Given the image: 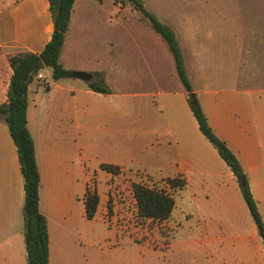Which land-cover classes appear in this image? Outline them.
<instances>
[{"label":"crops","instance_id":"obj_1","mask_svg":"<svg viewBox=\"0 0 264 264\" xmlns=\"http://www.w3.org/2000/svg\"><path fill=\"white\" fill-rule=\"evenodd\" d=\"M112 3L116 10L109 15V5L103 0H74L59 54V61L64 68L89 72L92 74L91 81L95 79L94 72L101 73L110 92L93 91L88 88V81L85 80L74 85L70 81L80 78L52 79L54 88L71 91L73 87L70 86H77L81 92L98 97L96 106L86 104L78 112L73 111V94L68 99L48 101L47 94L52 86L38 85L35 79L27 89L26 126L33 141L40 177L38 205L47 220L49 264H94L98 253L94 249L96 235L102 232L109 235L115 230L105 222L102 228L96 229L92 219L85 217L83 200L73 194V143L81 148L87 145L84 140L92 136L93 142L100 140L102 151L107 152L109 133L111 130L119 133L118 128L109 125L118 124V118L125 113L114 104L117 96H156L162 105V111L165 105L170 114L168 136L175 141L173 152L181 160V164L172 170L165 169L163 164H157L154 170L144 171V174L153 180L165 181L166 178L179 177L185 181L183 175L188 166L183 163H187L194 172H208L217 177L221 171L227 178L238 181L216 149L200 132L195 118L193 125L189 116L191 109L187 94L163 39L143 17L121 15L123 5L115 1ZM137 11L132 9V13ZM105 15L108 16L106 20ZM52 32L53 20L48 0H0V104L7 101L12 74L8 57L20 51L39 53L50 40ZM179 48L181 51L180 45ZM181 55L187 73L184 52L181 51ZM242 65V69L229 65V77L219 82L206 75V89L200 91L201 98L197 102L214 133L235 154L264 222V96L255 94L263 89L233 87L255 84L253 65L248 61ZM42 69L46 79L47 70L51 77L49 67ZM197 69L198 79L201 80V70L199 67ZM187 76L192 86L191 79L188 74ZM60 82H66L67 87L61 86ZM121 87H125V90ZM126 87H137L138 90L129 93L130 90ZM192 92L195 93L193 87ZM244 93L247 94L248 101L241 98ZM78 117L87 119L91 126L83 129L82 133L78 131L76 138H73V119ZM160 146L161 143H157L150 153L153 162L159 161L162 155L171 153V150ZM111 162L118 165L121 172L123 169H130L126 162ZM214 165L218 170H214ZM101 170L109 178L115 175ZM87 184L86 181L81 198ZM95 188L99 195L96 216L101 211L100 204L106 200L108 183L102 200L97 182ZM177 189L180 188H171V192ZM220 190L224 204L231 206L227 198L231 186L226 182ZM23 200V177L16 147L7 123L0 119V264H27L22 232ZM78 203H81L82 210ZM168 220L169 217L163 222L167 224ZM116 227L120 233H130L128 226L119 224ZM136 235L145 239L144 244L138 247L151 260L156 259L157 253L149 243L151 238L147 235L145 237L142 232ZM183 245L193 247L192 250L198 256L205 251L197 241H185ZM165 246L170 250V243L166 242ZM235 246L240 254L233 259L226 262L212 259L205 264H264V243L257 227L251 226L248 234L241 236L240 243ZM140 259L143 257L139 261ZM122 264L129 263L122 261Z\"/></svg>","mask_w":264,"mask_h":264},{"label":"rangeland","instance_id":"obj_2","mask_svg":"<svg viewBox=\"0 0 264 264\" xmlns=\"http://www.w3.org/2000/svg\"><path fill=\"white\" fill-rule=\"evenodd\" d=\"M103 1L109 5V15L116 10L112 3L115 1L123 5L121 15L143 17L140 11L132 13L135 7L130 0ZM139 1L149 13L174 32L185 55L187 74L191 79L196 99L199 100L200 91L206 89V75L209 79L219 82L229 77V65L242 69V64L247 61L255 69V84L233 87L263 89L255 94L264 96V0ZM107 17L105 15V20ZM198 67L202 73L201 80L197 76ZM41 71L43 72V69ZM47 71V85L52 86V90L47 94L48 101L68 99L73 94V111H81L86 104L97 105V96L81 92L77 86H70L73 91L54 88L49 70ZM70 81H73V85L83 83L82 79ZM177 81L179 84L178 78ZM60 85L67 87L66 82H60ZM121 88L125 90V87ZM126 88L130 90L129 93L138 90L137 87ZM246 95L241 94L244 101H248ZM114 104L125 113L118 118V124L109 125L118 128L119 133H115L116 130L109 133V147L106 153L102 151L100 140L93 142L92 136L84 140L87 145L81 148L73 143V194L81 200L85 182H88L87 186L91 189L96 187L97 182L102 200L108 183L106 200L100 204L103 214L99 210L92 222L96 229L102 228L105 222L111 224L115 230L109 235L103 232L96 235L94 249L98 253L94 264H122V261L129 264H205L212 259L216 262H226L239 255L240 250L235 244H239L241 236L248 234L250 227L256 225L243 199L239 182L227 178L221 171L219 176L215 177L208 172H194L191 165L183 163L188 166L183 175L186 182L183 187L171 192L174 207L167 224L165 221L141 217L135 212L130 192L131 183L163 188L167 186L166 181L153 180L144 174V171L154 170L157 164H163L165 169L172 170L181 164V160L173 152L175 141L168 136L170 114L165 105L162 111V105L156 96H117L114 98ZM176 108L179 109V106ZM189 116L194 125L195 120L190 111ZM90 126L85 118L73 119V138H76L78 131L82 133L83 129ZM157 143H161L160 148L171 150V153L164 154L159 161L153 162L150 153ZM111 161L126 162L130 169H123L109 178L107 173L99 168V164L112 163ZM213 168L218 170L215 165ZM226 182L231 186L227 195L231 206L224 204L220 190ZM109 195L110 214L106 208ZM78 204L82 210L81 203ZM119 224L128 226L130 233L118 232L116 226ZM139 231L145 233V237L147 235L151 238L149 243L151 249L157 253L156 259L151 260L146 252L139 248L145 242V239L136 235L141 233ZM97 240L100 241L97 243ZM185 241H197L206 252L203 251L201 256H198L197 252L192 250L193 247L183 245ZM166 242L171 244L170 250L165 246ZM140 257L143 259L139 261Z\"/></svg>","mask_w":264,"mask_h":264},{"label":"trees","instance_id":"obj_3","mask_svg":"<svg viewBox=\"0 0 264 264\" xmlns=\"http://www.w3.org/2000/svg\"><path fill=\"white\" fill-rule=\"evenodd\" d=\"M49 11L53 20V32L50 40L39 53L28 51L16 52L8 57L12 69L10 82L7 90V101L0 104V119L8 126L9 134L15 144L20 171L23 177L24 200L22 206V232L25 243L27 264H49V236L47 231L46 217L39 210V186L40 177L35 159L34 145L26 123L27 89L29 79L34 70L39 71L44 67L51 69V77L58 80L71 77V70L62 66L59 54L68 27L69 18L74 0H48ZM135 9L142 13L149 26L163 39L170 51L178 77L187 94V102L191 112L197 121L200 132L216 149L219 156L230 168L233 174L241 175L244 185L241 187L243 199L249 213L257 227L259 235L264 236V222L257 209L255 199L252 196L243 170L225 141L220 139L212 130L207 117L197 102H191L188 94L192 92L178 41L169 26L158 20L149 13L141 1L130 0ZM95 79L88 81L89 89L109 93L101 73L94 72ZM34 80V75L32 81ZM31 81V82H32ZM30 82V83H31ZM38 85H40L37 82ZM99 167L111 174L120 173V167L116 164L101 163ZM170 188H181L185 181L179 177L166 178ZM132 192L135 200L137 214L141 217L163 221L167 219L174 207L173 197L163 188L149 187L140 183H132ZM84 214L87 219H93L99 204V195L95 188L86 185L83 193ZM107 213H111V198L106 201Z\"/></svg>","mask_w":264,"mask_h":264},{"label":"water","instance_id":"obj_4","mask_svg":"<svg viewBox=\"0 0 264 264\" xmlns=\"http://www.w3.org/2000/svg\"><path fill=\"white\" fill-rule=\"evenodd\" d=\"M37 71L36 70H34L33 72H32V75H31V77H30V79H29V83L32 81V78H33V75L36 73ZM71 77H73V78H80V79H82V80H85V81H91L92 80V74L91 73H89V72H86V71H82V70H72L71 71ZM48 88V87H47ZM188 98H189V100L191 101V102H195V100H196V98H195V93L194 92H190L189 94H188ZM236 178L238 179V181L240 182V185H244V179H243V177L241 176V175H236ZM261 237V239H262V241H263V243H264V236L263 235H261L260 236Z\"/></svg>","mask_w":264,"mask_h":264},{"label":"built area","instance_id":"obj_5","mask_svg":"<svg viewBox=\"0 0 264 264\" xmlns=\"http://www.w3.org/2000/svg\"><path fill=\"white\" fill-rule=\"evenodd\" d=\"M34 79L35 80H37V82L40 84V85H42V86H45V85H47V80H46V77L43 75V73H42V71L41 70H39V71H37L35 74H34ZM134 183V182H133ZM132 184V183H131ZM140 184H142V185H145V184H143V183H140ZM167 186H163V189H165V190H167V192H169L170 194H171V188L169 187V185L168 184H166ZM130 192H131V196H132V199H133V204H134V209H135V212L137 213V211H136V207H135V200H134V197H133V192H132V187L130 186ZM110 195H111V193H110ZM110 195H109V197H110Z\"/></svg>","mask_w":264,"mask_h":264}]
</instances>
